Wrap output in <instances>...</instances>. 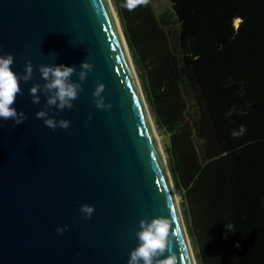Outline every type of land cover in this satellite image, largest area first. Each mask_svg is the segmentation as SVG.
Returning <instances> with one entry per match:
<instances>
[{"label":"water","instance_id":"water-1","mask_svg":"<svg viewBox=\"0 0 264 264\" xmlns=\"http://www.w3.org/2000/svg\"><path fill=\"white\" fill-rule=\"evenodd\" d=\"M5 53L15 73L28 62L33 73L12 105L26 119L0 127V264H127L140 221L154 217L170 220L176 264H191L110 1L0 0ZM82 61L93 68L81 82ZM56 64L73 66L81 83L71 109L46 108L40 93L34 104L29 94L45 83L40 66ZM98 83L111 108L96 107ZM39 110L69 127L45 126ZM83 204L94 206L90 218Z\"/></svg>","mask_w":264,"mask_h":264},{"label":"trees","instance_id":"trees-1","mask_svg":"<svg viewBox=\"0 0 264 264\" xmlns=\"http://www.w3.org/2000/svg\"><path fill=\"white\" fill-rule=\"evenodd\" d=\"M154 1L112 3L195 259L264 264V0Z\"/></svg>","mask_w":264,"mask_h":264},{"label":"clouds","instance_id":"clouds-1","mask_svg":"<svg viewBox=\"0 0 264 264\" xmlns=\"http://www.w3.org/2000/svg\"><path fill=\"white\" fill-rule=\"evenodd\" d=\"M139 0H124L123 7L129 11L133 10ZM14 63V57L10 53L0 55V127L11 119L15 125H20L26 119L25 114L18 112L14 104L18 94H22L20 82H28L32 79L33 67L31 62L26 63L23 74L15 73L11 65ZM81 70L78 72V80L84 81L87 73L92 71L93 65L87 61L80 64ZM44 85L34 84L29 89L34 104H39L43 94L46 98V108L55 106L56 109H71L73 101L77 98L81 90V83L73 81L71 78L76 69L73 66L64 64L45 66L39 68ZM104 85L98 83L93 97L97 108H111V104L105 105L102 92ZM36 117L42 119L45 126L55 130L57 127L67 129L70 121L61 119L57 121L50 117L48 111L39 110ZM244 131L241 126L240 134ZM79 211L85 218H90L95 211L94 206L83 204ZM232 225H226L228 231H232ZM67 230V226L57 227L58 234H63ZM170 220L167 217H154L150 221L141 220L139 230L135 233L137 237V247L131 250L127 264H176V255L171 252L170 240ZM168 251L169 255L160 259L164 253Z\"/></svg>","mask_w":264,"mask_h":264},{"label":"bare ground","instance_id":"bare-ground-1","mask_svg":"<svg viewBox=\"0 0 264 264\" xmlns=\"http://www.w3.org/2000/svg\"><path fill=\"white\" fill-rule=\"evenodd\" d=\"M109 1H110V9H111L112 20H113L115 29L117 31V34H118V37H119V40H120L124 55H125L127 63H128V66H129L131 74L133 76V79H134V82H135V85H136V88H137V91H138V94H139V97H140V100H141V103H142V107H143V110H144V113H145V116H146V119H147V122H148V125H149V128H150L151 134L153 136L154 142L156 144V147H157V150H158V153H159V157H160V160H161V164H162V167H163V171H164V174H165L167 185H168V188H169V191H170V195H171V198H172V202H173V205H174V209H175V212H176V216H177V219H178V223H179V226H180V230H181V233H182L184 244H185V247H186V250H187V253H188V256H189L191 264H196V261L194 260V256H193V253H192L191 245H190V240H189L188 235L186 233L185 227L183 226V220H182V214H181L182 212L180 211V200H179V196L177 195V191H176V189L174 187L173 181L171 179V175L169 173V169H168V165H167V160H166V155H165V152H164V148L162 146V142H161L160 136L158 135L157 130L155 128V124H154V121L152 119V116H151V114L149 112L147 103L145 101L143 92H142L141 87H140L139 80L137 78L136 71H135L134 66H133V64L131 62V57H130V54H129L127 43L125 41L122 29H121V25H120V22L118 20V17H117L116 11H115V8L113 6L112 0H109Z\"/></svg>","mask_w":264,"mask_h":264},{"label":"rangeland","instance_id":"rangeland-1","mask_svg":"<svg viewBox=\"0 0 264 264\" xmlns=\"http://www.w3.org/2000/svg\"><path fill=\"white\" fill-rule=\"evenodd\" d=\"M154 3H157V5L158 4H160V3H162V4H165V0H155L154 1ZM130 54V53H129ZM141 87V86H140ZM141 90H142V88H141ZM143 92V91H142ZM144 95V94H143ZM145 98V97H144ZM146 101V100H145ZM151 114V113H150ZM155 128H156V130H157V133H158V135L160 136V139H161V142H162V146H163V148H164V152H165V155H166V160H167V154H166V151H165V149H166V146L168 145V134L166 133V132H164V131H162L161 129H159L157 126H156V124H155ZM177 191V190H176ZM177 195H178V192H177ZM179 196V195H178ZM179 200H180V198H179ZM180 211H181V209H180ZM182 214V213H181ZM183 219V218H182ZM185 225V224H184ZM186 229V228H185ZM187 233V232H186ZM188 235V234H187ZM189 238V237H188ZM190 245H191V243H190ZM191 249H192V247H191ZM192 253H193V256H194V252H193V249H192ZM194 260L196 261V259H195V256H194ZM196 264H198L197 263V261H196Z\"/></svg>","mask_w":264,"mask_h":264}]
</instances>
